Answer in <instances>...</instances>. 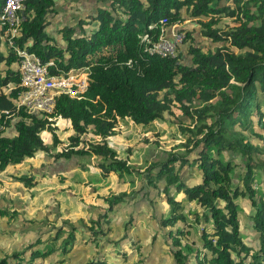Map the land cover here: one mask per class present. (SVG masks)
<instances>
[{
  "label": "trees",
  "instance_id": "1",
  "mask_svg": "<svg viewBox=\"0 0 264 264\" xmlns=\"http://www.w3.org/2000/svg\"><path fill=\"white\" fill-rule=\"evenodd\" d=\"M3 3L0 0V9ZM55 12V0H26L15 44L28 46L42 59L59 60L60 68L88 66L85 98H56L51 116L62 117L60 127L24 109L7 119V125L13 118L18 120L13 135L0 134V172L40 152L55 161L97 156L98 172L79 163L90 183L108 182L111 173L117 181L130 183L125 177L133 172L129 160L135 148L112 141L120 137V123L129 120L133 130L143 134L171 114L185 153L171 150L165 160L150 162L145 177L158 199L164 198L170 206L158 223L166 229L174 264H191L190 258L194 264H264V0H110L78 19V35L69 34L75 26L58 29H65L64 47L46 32L49 15ZM163 17L169 26L179 25L184 17L195 20L201 37L218 45L202 48L193 31L184 27L180 30L185 33L188 61L181 49L175 56L149 54L145 48L159 39L158 22ZM144 34L148 41H141ZM16 62L12 47L0 41V110L15 109L14 100L22 90L20 74L12 68ZM44 130L52 135L50 143L42 139ZM122 149L126 157L119 153ZM6 176L22 183L30 195L39 189L54 193L58 205L66 197L60 193L73 188L66 181H73L76 189L80 180L77 172L73 176L62 172L47 181L45 173L36 176L31 171ZM54 182L59 184L56 190ZM86 196L90 200L93 194ZM125 198L122 192L107 197L106 203L113 209ZM185 203H194L195 208L185 210ZM12 212L0 208V217L9 221ZM240 212L255 231V246L243 239ZM102 213L85 225L88 241L96 242V247L97 232L107 235L109 230L99 228ZM179 222L184 226H176ZM70 229V237L75 238L76 226ZM62 234L61 226L51 240H45L47 248L14 251L3 255L0 264H25L26 254L31 259L47 257L56 251L53 243ZM71 244L64 240L59 249L69 253ZM100 256L84 264H111L104 254Z\"/></svg>",
  "mask_w": 264,
  "mask_h": 264
},
{
  "label": "rangeland",
  "instance_id": "2",
  "mask_svg": "<svg viewBox=\"0 0 264 264\" xmlns=\"http://www.w3.org/2000/svg\"><path fill=\"white\" fill-rule=\"evenodd\" d=\"M109 1L55 0L56 12L49 15L51 23L46 28V32L51 34L59 46L64 47L66 41L63 39L62 34L65 29L61 31H58V29L65 26H75L69 34L78 35L81 31L78 19L95 12L98 6L108 5ZM180 24L193 31L195 43L202 48H213L218 45L201 37L199 25L195 20L184 17ZM82 25L85 26L84 23ZM95 27L96 22H93L91 28ZM186 48L187 43H182L177 49L184 52L183 59L185 62L189 60ZM181 119L187 122L184 117H181ZM61 122L62 120L58 119L55 125L60 127ZM120 126H123L120 129V137L112 139L114 144L135 148V152L129 160V164L134 167L133 172L125 177V180L132 181L130 183L117 181L113 173L110 174L111 180L108 182L101 179L96 183H90L81 172L85 169H81L80 164L89 165L98 172L99 167L95 163L99 162L100 158L97 156L74 157L70 160L55 161L50 154L40 152L19 165L18 169L23 172L31 170L38 176H43V173H45L44 179L46 181L49 176L56 178L62 172H64V176H70V174L73 176L77 172L80 176L79 185L78 188L74 189L75 183L67 180L66 184H71L73 188L66 187L60 193L66 197L64 202L58 205L57 201L54 200V193H47L45 189H39L36 190L35 194L30 195V191L24 190L23 185H17L18 183L13 181V187L9 190L11 195L3 194L4 197H9L8 208L13 212L12 217L9 218V223L0 219V227L4 226L3 231L0 232V258L3 255L9 256L14 251L24 250L26 247H28V252L47 248L48 244L45 240L47 238L51 240L55 229L62 226L63 234L53 243L56 251H53L47 257L40 256V258L34 259L26 254L25 264H55L58 260H61L60 264H84L102 254L111 264H174L166 229H162L158 223L161 214L169 213L170 206L164 198L158 199L156 190L147 183L145 176L148 172L146 168L150 162L154 164V162L165 160L171 150L185 153L180 146L183 139L179 133L177 122L173 115L167 113L163 120H157L154 123L151 132L141 134L137 129L134 131L129 120L120 123ZM14 133L15 130H12L8 135ZM66 133L60 135V137L62 138ZM245 133L252 140L258 141L253 138L250 131H245ZM143 138H147L148 142H143ZM42 139L44 142L50 143L52 135L49 131H44L42 132ZM119 153L122 157L128 155L127 151L123 149ZM18 169L14 166L7 171L10 173L18 171ZM189 181L193 182L192 179ZM94 186H97L96 191L93 190ZM51 187L48 186L47 189H51ZM52 188H54L53 190L58 189V182H54ZM122 192L126 194V198L115 208L109 209L106 198L120 195ZM89 193L93 194L90 200L86 196ZM180 196L182 194H179L178 198ZM35 201L37 203H34ZM2 203L3 200L0 194V204ZM35 205L38 208L32 210ZM194 208V203H185V210ZM101 213L103 217L100 218L99 228L109 230L107 235L97 232L98 244L96 247V242L88 241L90 234L86 231L85 225L89 224L91 219L98 218ZM240 218L243 223L241 231L243 239L252 242L255 246L257 236L250 220L243 212H240ZM74 225L76 226L75 238L70 237V228ZM176 226L180 227L184 224L179 222ZM95 229H98V226ZM199 229L200 227L197 226L196 231H199ZM3 233L5 234L3 235ZM37 239L41 241L36 245L34 242ZM64 240L72 242L69 253H62L59 249L60 243ZM30 244H33V246L31 245V247ZM123 252H126V255ZM99 258H103V256ZM124 258H127V260L123 261ZM189 260L191 264H194L193 259L190 258Z\"/></svg>",
  "mask_w": 264,
  "mask_h": 264
},
{
  "label": "built area",
  "instance_id": "3",
  "mask_svg": "<svg viewBox=\"0 0 264 264\" xmlns=\"http://www.w3.org/2000/svg\"><path fill=\"white\" fill-rule=\"evenodd\" d=\"M24 2L25 0H4L0 12V30L4 28L5 34L10 33L12 38L22 20L21 11L24 8ZM167 22L166 17L159 20V39L145 48L149 54L160 57L175 56L178 47L183 43L184 31L172 29L171 27L178 24L169 26ZM155 26L149 25L148 27ZM141 41H148V35L144 34ZM17 52L20 57L19 68L23 88L14 100L15 109L0 110V134L11 127L14 120L10 121V125H7L6 121L20 109H24L30 114L44 115L49 122L54 121L56 124V121L61 117L59 115L51 116L55 108V96L63 93L69 97L80 98L86 89V76L78 79L76 75L50 73V67H55L57 70L53 59L42 62L39 57L34 56L26 48H21ZM129 63L130 61L127 62V64Z\"/></svg>",
  "mask_w": 264,
  "mask_h": 264
},
{
  "label": "clouds",
  "instance_id": "4",
  "mask_svg": "<svg viewBox=\"0 0 264 264\" xmlns=\"http://www.w3.org/2000/svg\"><path fill=\"white\" fill-rule=\"evenodd\" d=\"M26 1V0H25ZM3 5H4V3H3ZM2 5V6H3ZM24 7H25V2H24ZM1 9H2V7H1ZM1 9H0V12H1ZM24 9V8H23ZM23 9H22V11H21V15H22V12H23ZM22 20H23V17H22ZM22 20H21V22H22ZM20 22V23H21ZM179 25H181V24H179ZM19 27V26H18ZM18 27H17V32H16V34H15V36L12 38L11 37V35H10V33H8V34H5V30H3L4 28H2L1 30H0V32H1V34H0V41L1 42H4V41H6L8 44H9V46H11L12 47V49L14 50V52H15V55L17 56V62L14 64V65H12V68H14V69H17L18 70V72H19V74H20V87L21 88H23L22 87V85H21V72H20V68H19V61H20V57H19V55H18V50L19 49H21V48H26L30 53H32L34 56H37V57H39L40 59H41V61L42 62H46V61H48V60H50V59H53L54 61H55V64H56V66H57V70H55V67H50L49 68V71H50V73H61V74H63V75H66V74H69V75H76V77L78 78V79H80V77H82V76H86V89H85V91L81 94V97L80 98H75V97H69V96H67V97H69V98H75V99H83V98H85V92H86V90H87V87H88V82H89V72H90V70H89V67L88 66H75V67H70V68H60L59 67V60H57V59H55V58H53V57H51V58H47V59H42L38 54H36L35 52H33V51H30L29 49H28V46H26V47H18V46H16V44H15V37L18 35ZM90 28H91V26H90ZM181 28H184L183 26L181 27ZM180 28V29H181ZM179 29V30H180ZM86 30H88L87 28H86ZM10 42H12V43H10ZM29 45V44H28ZM60 95H65V94H63V93H59V94H57L56 96H55V100H56V98L58 97V96H60ZM56 104V103H55ZM15 107V106H14ZM17 112V111H16ZM15 112V113H16ZM52 114V113H51ZM14 116V115H13ZM12 116V117H13ZM37 116H41V117H45L44 115H37ZM57 116V115H56ZM56 116H52V117H56ZM60 116V115H59ZM61 117V116H60ZM46 118V117H45ZM11 119V118H10ZM47 119V118H46ZM61 120H62V122L61 123H63V119H62V117L60 118ZM13 124L11 125V127H9L8 128V130L6 131V132H4L3 134H1V135H8V134H10L11 133V131L12 130H14V125H15V122L18 120L17 119V117L16 118H13ZM48 120V119H47ZM49 124L51 125V126H53V127H55L56 125H55V123H54V121H52V122H49ZM10 125V124H9ZM44 131H47V130H44ZM43 131V132H44ZM9 132V133H8ZM7 133V134H6ZM15 181V180H14ZM20 183V182H19ZM22 184V183H21ZM23 185V184H22Z\"/></svg>",
  "mask_w": 264,
  "mask_h": 264
},
{
  "label": "crops",
  "instance_id": "5",
  "mask_svg": "<svg viewBox=\"0 0 264 264\" xmlns=\"http://www.w3.org/2000/svg\"><path fill=\"white\" fill-rule=\"evenodd\" d=\"M95 1V0H93ZM182 27V25H176V26H173L171 27L172 29H180ZM17 169L19 168V165L18 166H15ZM27 171H31V170H27ZM26 171V172H27ZM8 172V171H7ZM7 172H0V194H1V197H2V200H3V203L0 204V208H2L3 205L6 204V202L8 201V203L6 204V206L4 207V209H7L8 211H10V209L8 208V204H9V197H4L3 194H8V195H11V192L9 191L12 186V184L14 183V179L13 178H9L6 176ZM14 172H23L21 170L18 169V171H14ZM32 172V171H31ZM33 173V172H32ZM34 174V173H33ZM42 174V173H40ZM37 175V174H36ZM38 176V175H37ZM17 182V181H16ZM18 184L17 185H22L21 183L17 182ZM23 189L25 190V188L23 187ZM29 191V190H28ZM0 219H3V221H6L7 223H9L10 221H8L6 219V217H0ZM8 226V225H7ZM6 226V227H7ZM4 227V226H3ZM3 227H0V232L3 231ZM5 233H3L4 235Z\"/></svg>",
  "mask_w": 264,
  "mask_h": 264
}]
</instances>
